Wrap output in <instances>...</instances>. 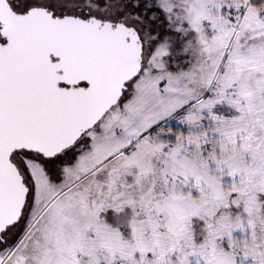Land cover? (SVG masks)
Masks as SVG:
<instances>
[{
  "label": "snow or ice",
  "instance_id": "1",
  "mask_svg": "<svg viewBox=\"0 0 264 264\" xmlns=\"http://www.w3.org/2000/svg\"><path fill=\"white\" fill-rule=\"evenodd\" d=\"M0 264H264V0H0Z\"/></svg>",
  "mask_w": 264,
  "mask_h": 264
}]
</instances>
